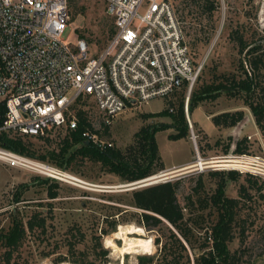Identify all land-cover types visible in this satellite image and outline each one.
I'll list each match as a JSON object with an SVG mask.
<instances>
[{"label":"rangeland","instance_id":"374dc122","mask_svg":"<svg viewBox=\"0 0 264 264\" xmlns=\"http://www.w3.org/2000/svg\"><path fill=\"white\" fill-rule=\"evenodd\" d=\"M209 1L214 3L212 10L206 8V0H171L182 22L193 64L195 67L201 66L191 89L188 86H178L167 97H156L139 106H128L116 114L107 129L101 124L92 99L84 98L75 102L74 109L86 110L93 122V128L98 130V138L117 148L121 157L127 160L140 155L142 140L135 135L140 128L155 123L170 124L154 134L160 161L157 167L163 168L155 173L158 176L152 180L160 182L180 178L176 195L181 205L185 204L188 195H192V199L199 196L209 199L221 186L223 199L235 201L229 231L231 239L226 242L227 249L231 254L240 255L237 264H264V180L239 171L231 173L232 170H217L218 173L214 175L211 174V169L202 172H195L192 166L181 169L194 162L196 152L202 157L241 152L264 156V117L261 120V130L255 122L251 108L245 104V93L221 92L215 98L197 103L189 117L186 115L193 92L199 91L205 84L227 82L226 78L232 76L236 80L243 77L240 67L242 53L239 52L238 42L234 38L236 31L242 34L246 42L263 34L264 0ZM112 29L113 20L106 13L103 1L71 0L69 20L62 38L74 44L81 37L87 41L88 53L96 55L106 45ZM181 93L184 94L188 133L186 137L171 139L170 135L175 132L172 125L175 122L173 115L177 97ZM257 97L253 93L248 100L255 102ZM169 99L173 101L171 107L167 104ZM165 110L168 112L165 113ZM236 110L242 112L241 120L246 119L237 136L235 128L239 121L234 125H227L225 118L221 117L219 124L213 123V116L224 112L233 113ZM67 133L62 130L55 131L48 135V139L29 137L28 141L37 154H47L48 150H58ZM191 133L196 136L195 141L191 138ZM237 145L241 146L240 151L236 150ZM188 156L186 163L165 168ZM45 162L56 166L48 157ZM64 170L88 184L81 186L51 178L45 181L47 177L43 175L10 166L0 160V264H6L3 259L6 247L3 244L14 223L18 221L24 225L34 212L45 216V230L27 231L22 244L13 253L10 264L13 261L19 264H55L54 258L67 251L68 240H73L72 235L78 237V230L82 240L75 244V248L84 252L94 264H137L136 257L142 252L137 251L136 247L126 251L129 249L125 246L127 247V242L139 238L151 240L150 252L143 254L155 255V258L159 256L154 240L160 232L141 226L138 223L141 210L131 203L132 190L142 186L133 183L134 181L127 182L116 173L108 171L101 161L78 154ZM172 170L177 171L163 175L164 172ZM199 180L202 188L196 192L194 187ZM49 189L57 192L55 198H48ZM221 210L222 208L217 211L215 207H208L192 213L193 216L198 213L202 215L203 228L195 230L194 245L185 243L189 261L183 264H194L195 255L202 251L199 246L204 233L210 234L211 224L218 220ZM188 215L186 213L185 216ZM111 218H115L119 224L115 231L101 236V244L107 248V254L101 256L100 249L95 247V237L99 235L101 228L107 227ZM242 223L245 227L243 239L240 237ZM132 226L140 227V232L128 233L127 230ZM118 231L120 233H114ZM209 242V246H212L213 241ZM159 260L155 259L154 264H160ZM59 264L74 263L64 261Z\"/></svg>","mask_w":264,"mask_h":264},{"label":"built area","instance_id":"2783aa9c","mask_svg":"<svg viewBox=\"0 0 264 264\" xmlns=\"http://www.w3.org/2000/svg\"><path fill=\"white\" fill-rule=\"evenodd\" d=\"M101 1L113 32L92 55L85 39L72 44L62 38L71 0H0V133L47 138L75 130L74 103L84 98L92 99L101 124L108 126L126 107L167 97L180 82L191 89L201 66L193 64L171 0ZM82 137L99 147L108 144L89 128ZM0 160L54 180L88 184L64 168L2 146ZM190 165L195 172L236 170L264 180L259 154L202 157L196 152Z\"/></svg>","mask_w":264,"mask_h":264},{"label":"trees","instance_id":"16d2710c","mask_svg":"<svg viewBox=\"0 0 264 264\" xmlns=\"http://www.w3.org/2000/svg\"><path fill=\"white\" fill-rule=\"evenodd\" d=\"M206 8L212 10L214 8L213 1L206 0ZM113 29L110 31L112 34ZM261 34L257 38H252L246 42L242 34L237 33L234 37L238 42L239 52L242 53L240 59V67L242 69L243 77L236 80L234 76L226 78L227 82L219 81L217 83L205 84L199 91L191 94L187 109L189 113L197 105V103L217 97L221 92L229 94H236L238 92L245 93V104H247L255 117V122L262 130L264 117V27ZM186 87V81L180 82L176 87ZM175 87V88H176ZM257 94L258 97L255 102L249 101L251 94ZM169 107L173 104L170 99L167 100ZM2 108V107H1ZM165 113L168 111L165 110ZM78 116V127L75 130L69 131L61 140L58 150L56 148L48 150L47 154H37L35 149H32V144L28 141L27 136L13 135L10 136L5 132L0 133V146L13 150L17 153L28 155L30 157L45 161L48 157L52 162L61 168H67V165L75 155L82 157L93 158L106 165L108 171L114 172L121 176L127 182L138 181L145 179L155 174L159 169V154L158 147L155 141L154 134L156 131L165 129L170 126L167 123H155L147 125L135 133L137 137L142 140L140 146V155L134 156L127 160L123 159L117 148L110 144H105L99 147L91 142H85L82 137L84 129L89 128L98 134V130L94 129L86 110L78 108L76 110ZM225 118L224 122L227 125H234L242 118V112L236 110L233 113L224 112L213 116L212 121L215 125L219 124L220 118ZM175 122L172 124L175 132L170 135L171 139H179L186 137L188 133L187 122L184 113V94H179L177 97L176 110L173 115ZM0 117V123L2 122ZM108 126H104L107 129ZM48 139V138H46ZM71 140V142H70ZM71 146H73L71 148ZM72 149V150H71ZM242 148L237 145L236 150L240 151ZM160 167V166H159ZM215 170L211 174H217ZM231 173H237L232 170ZM50 178H46L45 181ZM180 178L176 180L160 181L148 184L139 188H135L131 192V203L134 207L140 209L138 214V223L148 229H155L160 233L155 238V243L158 246L160 264H183L189 261V254L187 252L186 244L194 245L196 240L195 230L203 228L201 226V214L195 213V210H204L208 207H215L219 212L218 220L211 224V231L208 235L206 232L203 236V241L199 246L202 251L195 255L194 264H237L240 261V255L230 253L227 249L226 242L231 239L229 235L230 223L232 221V206L233 199H223L222 187H218L216 193L207 198L192 199V195H188L184 205H181L177 199V189ZM202 188L200 180L194 187V191H199ZM48 198H55L57 192L55 190H48ZM222 201V202H221ZM188 209V212L185 210ZM189 213L188 216H185ZM244 222V220L242 221ZM119 222L115 218H111L107 222L106 228H101L100 233L96 236L95 247L100 249V255L107 254V248L101 244V236L107 235L116 230ZM46 218L39 212H34L23 225L16 221L11 233L5 238L4 246L6 247L3 253V259L6 264L11 263L13 253L18 250L26 237L27 231L32 232L34 229L45 230ZM165 231L167 235H165ZM245 227L241 224L240 237L244 238ZM78 237L73 236V240H68L67 251L58 254L53 262L59 264L64 261H70L74 264H94V261L88 260L84 252H79L75 248V244L82 240L80 230H78ZM164 235V236H163ZM203 235V234H202ZM198 239V237H197ZM241 239V240H242ZM209 240H212V246H209ZM137 264H154L155 255L138 254ZM12 264H19L13 261ZM24 264V263H20Z\"/></svg>","mask_w":264,"mask_h":264},{"label":"bare ground","instance_id":"6f19581e","mask_svg":"<svg viewBox=\"0 0 264 264\" xmlns=\"http://www.w3.org/2000/svg\"><path fill=\"white\" fill-rule=\"evenodd\" d=\"M263 10V9H262ZM262 15V14H261ZM260 15V16H261ZM263 16V15H262ZM261 19H263V18H261ZM264 21V20H263ZM218 162H227V161H232V160H226V159H218L217 160ZM191 166H193V165H188V166H185V167H183V168H181V169H184V168H188V167H191ZM177 170H179V169H177ZM177 170H172V171H169V172H164L163 173V175L164 174H168V173H171V172H174V171H177ZM158 175H152V176H150V177H147V178H145L144 180H142V181H148V180H152V179H154V178H156ZM128 225V224H127ZM120 227V226H119ZM125 227V226H124ZM124 230H126V229H124ZM124 230L122 231V232H124ZM140 227H136V226H132L131 228H129L128 230H127V232L128 233H136V232H140ZM114 233H120V231H118V232H114ZM122 234V233H121ZM124 234V233H123ZM125 236V235H124ZM110 237V236H109ZM126 237V236H125ZM107 238V237H106ZM138 238V237H137ZM149 238V237H148ZM114 243V242H113ZM110 245V244H109ZM114 245V244H113ZM115 247H117L116 245H115ZM134 247H136V250L137 251H140V252H142V254L143 253H149L150 252V249H151V240L150 239H142V238H139V239H133V240H131V241H129V242H127V247L125 246V248L126 249H129V250H126V251H130V249H132V248H134ZM121 248H124V247H121ZM132 252V251H131ZM128 253V252H127ZM123 255V254H122ZM121 255V256H122Z\"/></svg>","mask_w":264,"mask_h":264},{"label":"water","instance_id":"95a60500","mask_svg":"<svg viewBox=\"0 0 264 264\" xmlns=\"http://www.w3.org/2000/svg\"><path fill=\"white\" fill-rule=\"evenodd\" d=\"M189 112H188V110L186 111V115H187V117H189ZM246 119H244V120H239V123L237 124V126H236V130H235V135L237 136L238 135V133H239V130H240V128H241V126L243 125V122L245 121ZM236 141V140H235ZM86 143H87V141H86ZM142 180H144V179H142ZM142 180H138V181H134L133 183H135V184H139V186H144V185H148V184H152V183H156V182H158L157 180H152V181H142Z\"/></svg>","mask_w":264,"mask_h":264},{"label":"crops","instance_id":"0c3cea01","mask_svg":"<svg viewBox=\"0 0 264 264\" xmlns=\"http://www.w3.org/2000/svg\"><path fill=\"white\" fill-rule=\"evenodd\" d=\"M188 158H189V156L186 157L185 159L181 160V161L172 163L171 165H167L165 168L169 169V168H173V167H175L177 165L184 164V163H186L188 161Z\"/></svg>","mask_w":264,"mask_h":264}]
</instances>
